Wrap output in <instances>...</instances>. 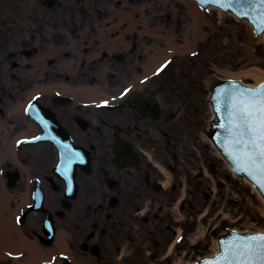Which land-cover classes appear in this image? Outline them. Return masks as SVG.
I'll return each instance as SVG.
<instances>
[{"label": "flooded vegetation", "instance_id": "flooded-vegetation-1", "mask_svg": "<svg viewBox=\"0 0 264 264\" xmlns=\"http://www.w3.org/2000/svg\"><path fill=\"white\" fill-rule=\"evenodd\" d=\"M104 3L105 0H0V63L16 66V62L8 58L11 54V59L20 56L25 59L23 64L30 67L32 60L42 54L47 44L60 36L57 29L61 22L78 23L81 6L90 8ZM72 55V49H68L63 57L69 61ZM59 62L55 63L58 65ZM47 63L52 65L54 62L50 60ZM60 75V72L56 73L57 81L54 83L45 79L46 85L55 84L59 89L46 91L40 102L54 114L57 124L65 129L64 133L90 154L88 169L77 171L76 200L79 203L71 207L68 230L74 243L80 247L98 244L104 256L108 257L106 264H123L115 260L123 252L124 241H134L126 234L127 231L132 230L135 237L147 240L158 237L154 221L158 219L160 208H154V199L172 202L179 198L182 190L184 197H191V184H194L196 192L203 187L200 179H191L189 171L196 167V163L187 156L191 145L184 137L186 128H178L186 115H181V112L177 115L178 109L176 114H172L175 107L163 106L161 117L155 121L130 106L120 109L96 107L93 97L80 94L81 89L95 87L93 79L81 80L74 73L60 79ZM13 76L11 78L15 79ZM7 81L3 75L0 85L6 86ZM128 99L137 100L139 97L125 96L114 103ZM151 138L157 141L156 148L151 146ZM126 144L140 153L142 159L138 167H117L111 162L113 151L127 148ZM47 146L53 148L49 143ZM49 155L51 157V152ZM144 155H149L150 159ZM166 158L174 162V167L168 165ZM162 168L170 169L171 180L168 186L155 187L154 183L162 184L165 180ZM58 183L54 187L61 195L62 186ZM142 212L146 214L138 218Z\"/></svg>", "mask_w": 264, "mask_h": 264}, {"label": "rangeland", "instance_id": "rangeland-1", "mask_svg": "<svg viewBox=\"0 0 264 264\" xmlns=\"http://www.w3.org/2000/svg\"><path fill=\"white\" fill-rule=\"evenodd\" d=\"M126 1H129L131 5L134 2L137 5L140 4L139 6L136 5L138 9L146 7L143 11L147 20L151 22H164L167 16H171L169 20L165 21L171 23L170 26L172 27L177 25L175 23L177 20L174 17L179 18L185 14L186 5L190 9L195 8V4L189 0H148L150 5L147 6H142V3L147 0ZM207 19L208 23L205 24V27L208 32V39L203 50L200 51L201 53L199 52L200 55L198 53L196 57L194 56L195 58L192 57L193 59L182 62V68L180 67L177 69L179 71H176L177 75L167 71L160 78L178 77L180 82H190V84L197 85V88L199 87L200 91L204 93V97L208 93L203 86L204 77L208 71H214L222 77L239 79L245 83L264 80V39L255 37L246 22L238 21L231 15L211 11L207 14ZM170 69L174 68L170 67ZM29 95V92L24 93L25 97ZM202 106L204 108L202 124L205 126L208 124L211 111L209 104L203 102ZM6 127L8 130L4 118L0 116V137L3 136L2 133ZM26 150H29L27 146L23 147L19 154L30 151H34L32 154H37L41 151L37 147L30 151ZM8 152V145L4 149L0 148L2 170L7 168L8 163L5 156ZM208 156L217 166L214 179L222 180L223 184L222 188L216 187L217 191L212 198L206 200L205 209L203 204L197 205L198 208H203V211L196 209L198 216H195V219L187 217L186 224H189V226L185 230L186 232L183 233V241L178 245L172 243L174 250L183 247L181 244H185L186 249H189L188 254L182 257L181 253L178 254L179 258H175L172 254L173 246L168 252L165 251L164 245L151 246L152 252L156 253L152 260H146L145 262L141 259L135 264H183L197 259L198 255L205 253L209 255L215 249L217 231H223L226 224H228V227L237 228L238 230L258 231L264 229V204L259 195L243 180L238 178H232L230 181L226 180L225 176L229 172L228 166L211 146L208 147ZM33 165H36V167L32 166V172L35 175L38 164L34 161ZM23 183L25 182L23 181ZM1 186L0 192H2ZM177 210L178 204L171 212L175 218L181 219L182 214ZM179 222L184 221L181 219ZM21 251L23 252L13 253L14 255L8 257L7 260L3 258V256L6 257L5 254H0V259L5 261L3 263L10 264L11 259L15 256L22 262L27 258V250L22 249ZM70 259L72 261L71 257ZM127 263H129V259H127ZM57 264H62V260H58Z\"/></svg>", "mask_w": 264, "mask_h": 264}, {"label": "snow or ice", "instance_id": "snow-or-ice-1", "mask_svg": "<svg viewBox=\"0 0 264 264\" xmlns=\"http://www.w3.org/2000/svg\"><path fill=\"white\" fill-rule=\"evenodd\" d=\"M220 3L221 0H211ZM241 3L242 0H235ZM233 0H226L224 7H231ZM264 6V0H258ZM242 15H247L242 12ZM264 26V12L259 17ZM217 100V112L223 103L226 122L219 127L225 132L222 142L225 150L237 163L238 170L247 172L264 185V85L256 89L221 90ZM77 153H66V164L71 165ZM222 253L205 264H264V234L236 237L222 242Z\"/></svg>", "mask_w": 264, "mask_h": 264}, {"label": "water", "instance_id": "water-1", "mask_svg": "<svg viewBox=\"0 0 264 264\" xmlns=\"http://www.w3.org/2000/svg\"><path fill=\"white\" fill-rule=\"evenodd\" d=\"M200 4L204 9L207 8L209 5H215L219 8H221L224 11H231L235 13L239 18H245L250 22L254 27L255 31L258 33L264 34V26H261L259 23V17L261 16V13L264 12V6H260L258 3V0H242L241 3H236L235 0H233L231 7H224L222 4L226 3V0H221L220 3H212L211 0H195ZM242 12H246L247 15H242ZM222 77V76H221ZM223 78H231V77H223ZM208 81L210 83L209 87L212 91V95H210V101L213 106V110L215 113L214 119L210 122V130L207 131L208 136L214 141L215 145L220 149L224 157L233 165L236 172L242 176H246L250 180L254 182V185L257 186L259 191L264 197V185L261 183H258L256 179H253L252 176H250L247 172L238 170L237 163L232 159L231 155L225 150V147L223 146V141L225 139V132L223 129L219 127L221 123L226 122L225 112L226 108L223 103L220 104V111L217 112V100L223 99V97L218 96V93H220L221 90H239L241 88L244 89H253L244 87L243 85L239 84L236 81H223L215 76H210L208 78ZM263 81V80H261ZM259 81L250 82V84H256ZM249 83V82H247ZM260 83V82H259ZM264 85V84H263ZM226 227H228V224H226ZM257 231V230H252ZM218 233V231H217ZM217 235V234H216ZM248 235H256L255 233H249L245 232L243 234L237 233V231H229L227 234H223L219 236V243H220V252L218 254H221L222 249V242L233 240L236 237H246ZM214 258H205L200 261H198L196 264H205L206 261H213L217 257V255ZM208 255V253L198 255V257Z\"/></svg>", "mask_w": 264, "mask_h": 264}]
</instances>
